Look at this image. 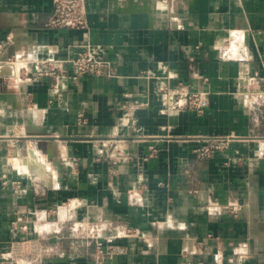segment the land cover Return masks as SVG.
<instances>
[{"label": "crops", "instance_id": "1", "mask_svg": "<svg viewBox=\"0 0 264 264\" xmlns=\"http://www.w3.org/2000/svg\"><path fill=\"white\" fill-rule=\"evenodd\" d=\"M53 5L0 0V41L25 50L0 66V258L27 239L25 264H264V0H86L81 29L48 27ZM88 45L101 74L37 75Z\"/></svg>", "mask_w": 264, "mask_h": 264}, {"label": "built area", "instance_id": "2", "mask_svg": "<svg viewBox=\"0 0 264 264\" xmlns=\"http://www.w3.org/2000/svg\"><path fill=\"white\" fill-rule=\"evenodd\" d=\"M53 9L48 16L46 25L51 28H87V8L86 0H53ZM11 39L0 41V66H6L10 69L13 75H17L22 69L24 64L25 50L15 48L13 53L9 52ZM38 67L36 70L39 76H53L58 73L61 66L68 65L72 69L70 78L78 81L84 75H99L107 66L109 61L102 58L95 51L88 49L85 51H78L73 55L68 56L66 59H59L56 57H48L45 60L35 63ZM185 103L195 108L201 109L204 106V94L201 92H186L183 94ZM180 101V100H179ZM178 101V102H179ZM226 141H211L204 144L201 148L196 150L200 157H209L225 146ZM4 187H11L18 189L20 187L19 181L4 180L2 182ZM236 213L238 209L233 208ZM20 229L24 226H17ZM102 227L90 226L89 223L83 222L71 226L69 229L70 236L75 239H84L87 246H95L96 252L99 256H105L109 253L108 248H105L104 242L101 240L103 233ZM98 230V232H96ZM100 230V231H99ZM122 233V232H121ZM137 230L130 227L126 228L123 235H134ZM42 249L37 240H15L12 242L10 251L7 256L0 258V264H25L22 256L31 254L41 255ZM162 264V263H157Z\"/></svg>", "mask_w": 264, "mask_h": 264}]
</instances>
